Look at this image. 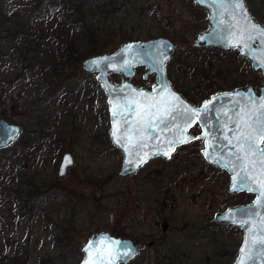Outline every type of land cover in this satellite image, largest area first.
<instances>
[{
	"label": "rangeland",
	"instance_id": "rangeland-1",
	"mask_svg": "<svg viewBox=\"0 0 264 264\" xmlns=\"http://www.w3.org/2000/svg\"><path fill=\"white\" fill-rule=\"evenodd\" d=\"M6 1L8 12L22 15L18 19L24 20L29 16L23 7L37 0ZM250 1L259 3L253 6L259 19L254 18L264 25V0ZM106 2L108 8L114 7L97 56L113 54L132 41L167 38L176 45L167 76L178 92L199 107L210 97L212 86L214 94L249 85L259 93L264 86V77L241 56L244 61L230 52L194 47L210 25L208 11L193 0ZM11 47L16 51L21 48L12 46L2 34L0 111L20 110L22 114L9 122L24 128L11 150L16 147L8 153L9 161L15 164L9 179L23 176L22 186L31 198L25 196L26 206L20 212L15 205L0 204V264H79L83 247L100 232L135 242L140 253L130 264L234 263L244 233L233 225L217 223L215 217L253 198L244 193L228 194L230 176L206 162L203 141L179 147L170 160L154 159L137 175L122 178L119 173L124 156L110 138L107 96L97 74L84 69L90 58L72 62L59 82L63 89L57 92V100L52 97L54 100L47 102L48 97L39 95L40 87L32 85L33 77L35 81L41 77L39 73L25 68L22 78L16 79L18 55L4 57ZM221 60L231 62V66L228 63L217 69ZM209 68L206 80L203 73L206 75ZM144 74V67L136 68L132 82L139 89L151 90L157 79L151 76L146 80ZM111 80L117 85L124 81L117 74H111ZM25 104L26 108H19ZM200 131L197 127L192 133L198 136ZM33 140L44 143L46 151L36 153L31 161L32 153H26L25 147ZM66 152L73 154L75 165L67 176L59 178L58 166ZM174 257L177 260L173 261Z\"/></svg>",
	"mask_w": 264,
	"mask_h": 264
},
{
	"label": "water",
	"instance_id": "water-1",
	"mask_svg": "<svg viewBox=\"0 0 264 264\" xmlns=\"http://www.w3.org/2000/svg\"><path fill=\"white\" fill-rule=\"evenodd\" d=\"M198 7L209 12L208 23L210 29L201 34L194 43L195 48L216 47L223 50L237 49L240 56L251 62L253 71L264 77V25L257 21L249 11L246 0H242L247 16L241 14L239 10H234L231 4L235 0H194ZM255 24L260 31L252 28ZM175 44L167 38H158L149 41H132L123 45L117 52L102 56L93 57L86 61L84 69L89 73H96L97 80L102 90L107 96L108 111L111 118L110 138L113 145L118 148L124 156L120 177L128 178L138 172L142 167L155 158L170 160L176 150L195 140L204 141L202 155L211 166L225 170L230 176L229 195L247 193L254 195L251 203L232 207L221 214H217V223L230 224L240 229L243 235L238 257L233 264H241V257L244 264H264L262 249L257 245L253 246L252 241H259L264 237V198L259 196L257 191L233 190V172L230 167H225L229 159L230 151H235L224 139L228 136L232 139L234 135L235 121L237 120L236 110L238 108L251 107L259 110V102L264 99V86L260 87L259 93L255 87L249 85L246 89L236 91L221 92L214 94L209 99L203 101L201 106H196L187 101L177 92L169 78L167 77V64L171 60ZM144 67V79L156 76L157 84L151 89H139L132 82L136 74V68ZM111 74L121 75L124 79L120 85L111 80ZM145 93L150 100L138 96V93ZM173 95L178 99H173ZM250 98V99H249ZM136 100L141 104L154 102L162 104L164 107L175 105V109L169 114L165 124L158 121L154 124L155 131L149 129L145 135L151 139L142 140L138 133L131 131L132 142L127 140L126 129L130 126L125 123L124 117L134 120L133 112L136 104L130 105L133 112L128 111L129 101ZM207 105V110H205ZM186 109L198 110L197 116L190 125H186ZM117 113L113 115V111ZM155 109H153L154 111ZM174 117V118H173ZM199 125L201 134L199 139H191L186 143L177 141L187 137H196L191 134V130ZM116 133V136L113 133ZM208 135L205 138L204 133ZM23 133L20 124L12 123L0 118V151L15 144ZM120 137L121 143L117 144L116 139ZM174 142V150H170V143ZM264 148V144L259 145ZM165 151H170L169 156L163 155ZM205 151L209 157L205 156ZM143 157V162H140ZM220 160L221 163H217ZM239 164V161H236ZM75 165L72 153L63 154L58 166L57 175L59 178L67 176L69 170ZM259 177V166L254 173ZM237 177V187L240 188ZM256 187L255 184L252 185ZM260 204L257 205V201ZM247 220L249 223L242 226L237 221ZM98 242V243H97ZM93 244L90 264H98L97 256L104 259V264H129L139 254V248L131 239L115 237L109 232H101L93 235L83 247V259L80 264H85L89 260L85 249ZM247 244V247L245 245ZM242 249L244 251L242 252ZM127 251V255L124 253Z\"/></svg>",
	"mask_w": 264,
	"mask_h": 264
},
{
	"label": "trees",
	"instance_id": "trees-1",
	"mask_svg": "<svg viewBox=\"0 0 264 264\" xmlns=\"http://www.w3.org/2000/svg\"><path fill=\"white\" fill-rule=\"evenodd\" d=\"M106 1L37 0L32 5L23 7L24 10H27L25 14L29 16L24 20L18 19L22 15H18V17L15 13L8 12L10 5L6 0L1 2L0 38L2 34H5L12 46H21L17 51L16 47L9 48L4 56L8 58L12 55H18L20 72L16 79L20 80L22 78L25 68L26 71L30 70L33 73H39L41 77L36 81L35 77H33L32 85L35 87L37 84L40 87L39 95L48 97L50 100L46 99L47 102H52L54 99L57 100V92L63 89L59 86V82L62 76L69 72L72 62L80 58L86 59L97 56L98 46L103 45L102 38L107 32L106 23L110 21L111 9L114 7L108 8ZM253 3L247 0L251 14L259 19V14L253 7L254 5L258 6L257 4L259 3ZM99 17H103V20L101 21ZM110 32L112 34V30L109 28L108 33ZM209 50L221 54L230 52L235 57L240 58L238 50H222L220 48H210ZM245 61L250 66V63L247 60ZM230 63L221 60L217 69H220V65L224 64L231 66ZM227 69L230 70V68ZM209 73L210 68L206 75L203 73V77H207L206 80L209 78ZM233 85H237V83L234 82ZM235 88L236 86L231 89ZM215 91L216 88L214 89L212 86L209 91L210 96ZM183 97L188 99L186 95ZM38 102L41 104L42 100H38ZM19 108H26V104L25 107L20 106ZM35 112H40V107ZM21 114L20 110L14 111V109L13 112H11V109L9 111H0L2 119L7 121ZM44 117V114L39 117L41 123V119H44ZM25 148L26 153H32L30 156L31 161L35 159L36 153L40 155L46 151L45 144H39L37 140L27 143ZM13 149L11 150L10 147L0 151V156L3 155L0 159V204L2 207L10 206L11 204L15 205L16 212H20L26 206L24 202L25 196L31 198V195L25 193L24 186H22L23 176L15 175L12 180L9 179V170L13 169L15 164L14 160L9 161L8 153L13 151ZM33 149H36V151L32 152ZM17 152H20V150ZM3 184L4 186H2ZM6 184L7 188L5 187ZM246 196L253 198L251 194H246ZM29 207L27 204V208Z\"/></svg>",
	"mask_w": 264,
	"mask_h": 264
},
{
	"label": "snow or ice",
	"instance_id": "snow-or-ice-1",
	"mask_svg": "<svg viewBox=\"0 0 264 264\" xmlns=\"http://www.w3.org/2000/svg\"><path fill=\"white\" fill-rule=\"evenodd\" d=\"M231 7L234 10H239L242 15L247 16L246 11L243 7L242 0H235V3L231 4ZM252 28L260 31V29L255 25H251ZM261 35H264V32H261ZM138 96L145 97L146 100H150L146 96L145 93H138ZM173 99H178L173 95ZM250 99V98H249ZM132 103L136 104V109L133 112L130 105ZM205 110H207V105L204 106ZM153 109H155L153 111ZM175 109V105L169 107H164L162 104H156L154 102H149L145 104H141L139 101L132 100L129 101L128 111L133 112V115L136 117L134 120L128 119L127 116L124 117V121L126 124L130 126L129 129H126L127 140L129 143L132 142L131 131L134 130L139 134L142 140L151 139L150 136H146L145 133L151 129L155 131L154 124L158 121L160 124H165L167 117L169 114ZM186 113L189 115L185 116L186 125H190L192 121L200 115L198 110L194 109H186ZM113 115L116 116L117 113L115 110L113 111ZM237 120L235 121L234 135L232 139H229L228 136H225L224 139L228 142L229 145L235 151H230L229 156L232 159H229L227 163L224 165L225 167H230V170L233 172V190H247V191H257L261 198H264V148L259 147V145L264 144V99L259 102V110L252 109L251 107L247 108H238L236 110ZM174 118V117H173ZM116 136V133H113ZM208 133L205 132L204 136L207 137ZM191 139H199V137H187L185 139H181L177 142L186 143ZM116 143L120 144L121 139L117 137ZM170 143V150H174L175 143ZM165 156L170 155V151H165L163 153ZM205 156L209 157V153L205 151ZM236 161H239V164H236ZM140 162H143V157H141ZM217 163H221L220 160H216ZM257 166H259V177L257 178L254 175ZM237 177H239V185L240 188L237 187ZM255 184L256 187L252 185ZM260 204V201H257V205ZM242 226L247 225L249 222L247 220L237 221ZM98 243V242H97ZM253 246H259L262 251L261 255H264V237H261L259 241L253 240ZM94 245L89 244V246L85 249V252L88 253L89 260L85 262V264H90L91 262V252L93 250ZM247 247V244L245 245ZM244 249H242V252ZM127 251L124 255H127ZM98 264H104V259L101 256H97ZM241 264H244V258L241 257Z\"/></svg>",
	"mask_w": 264,
	"mask_h": 264
},
{
	"label": "flooded vegetation",
	"instance_id": "flooded-vegetation-1",
	"mask_svg": "<svg viewBox=\"0 0 264 264\" xmlns=\"http://www.w3.org/2000/svg\"><path fill=\"white\" fill-rule=\"evenodd\" d=\"M198 127V125H196L193 129H192V131H194L196 128ZM200 128V127H199ZM197 137V136H196ZM197 141V140H196ZM201 141V140H200ZM71 153V152H70ZM165 227H167V225H165ZM152 242V241H151ZM139 253H140V248H139ZM84 257V256H83ZM139 257V255L137 256V258ZM173 261H175V260H177V257H174L173 259H172ZM82 261V260H81ZM80 264V263H79Z\"/></svg>",
	"mask_w": 264,
	"mask_h": 264
},
{
	"label": "bare ground",
	"instance_id": "bare-ground-1",
	"mask_svg": "<svg viewBox=\"0 0 264 264\" xmlns=\"http://www.w3.org/2000/svg\"><path fill=\"white\" fill-rule=\"evenodd\" d=\"M121 170H122V169H121ZM139 172H140V171L136 172V173H135V174H133L132 176H134V175H137Z\"/></svg>",
	"mask_w": 264,
	"mask_h": 264
}]
</instances>
